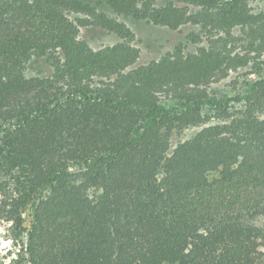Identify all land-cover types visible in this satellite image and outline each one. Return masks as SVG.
<instances>
[{
	"label": "trees",
	"instance_id": "1",
	"mask_svg": "<svg viewBox=\"0 0 264 264\" xmlns=\"http://www.w3.org/2000/svg\"><path fill=\"white\" fill-rule=\"evenodd\" d=\"M180 1L0 0V212L32 208L25 264H264V79L235 112L207 89L264 55V10ZM101 5L208 43L136 66L133 32ZM88 27L119 42L94 50Z\"/></svg>",
	"mask_w": 264,
	"mask_h": 264
},
{
	"label": "rangeland",
	"instance_id": "2",
	"mask_svg": "<svg viewBox=\"0 0 264 264\" xmlns=\"http://www.w3.org/2000/svg\"><path fill=\"white\" fill-rule=\"evenodd\" d=\"M92 3L95 4L96 1ZM169 3H173L178 7L184 6V3L180 0H156V6L158 7ZM249 7L254 13L260 12L264 10V0H250ZM99 11L115 18L133 32L135 36L134 44L140 53L136 66L147 65L167 55L176 54L180 50L185 55L196 53L208 43V37L204 36L201 29L192 23H187L178 30L173 31L165 26L155 25L152 22L117 16L105 5L99 6ZM83 18L82 15L70 14L72 21H78ZM94 31L90 27L81 29V37L94 50L113 46L119 42L118 37L114 34ZM239 32L240 30L236 29L235 36ZM193 33L197 36L199 35L201 40L193 42L190 38ZM261 79H264V55L260 58L256 56L245 68L238 72H230L226 78L215 79L207 89L209 96L214 98L217 103L230 101L227 104L228 111L235 112L244 108L242 100L249 87ZM236 99L241 100V102L236 103ZM160 103L166 109L176 106L175 101L164 95L160 97ZM215 111V107H205L204 115L212 117L208 122L209 124L218 122L213 118ZM199 129L201 128H187L175 131L171 138L172 146L174 147L176 144L191 138ZM218 176V173L214 172L209 175V179L213 180ZM1 180L2 177H0ZM5 200V196L0 193V208ZM0 217V264H25L21 256H23L22 248L27 243L28 231L32 224V208H28L23 214L21 222L7 220L5 218L7 217L6 214L3 216L2 212H0Z\"/></svg>",
	"mask_w": 264,
	"mask_h": 264
}]
</instances>
